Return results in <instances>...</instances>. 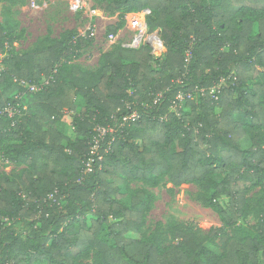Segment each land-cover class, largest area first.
I'll return each mask as SVG.
<instances>
[{
  "label": "trees",
  "instance_id": "obj_1",
  "mask_svg": "<svg viewBox=\"0 0 264 264\" xmlns=\"http://www.w3.org/2000/svg\"><path fill=\"white\" fill-rule=\"evenodd\" d=\"M92 1L110 15L146 13L163 53L118 43L95 71L59 65L90 40L71 32L5 58L0 107L27 110L0 115V154L25 165L0 172V264H77L90 249L100 264H264V198L251 195L264 182V0ZM13 38L0 23V52ZM22 79L49 82L30 92ZM65 109L74 138L58 126ZM165 176L199 185V199L232 229L221 253L207 244L219 228L200 238L172 224V243L129 236L149 207L130 183Z\"/></svg>",
  "mask_w": 264,
  "mask_h": 264
},
{
  "label": "rangeland",
  "instance_id": "obj_2",
  "mask_svg": "<svg viewBox=\"0 0 264 264\" xmlns=\"http://www.w3.org/2000/svg\"><path fill=\"white\" fill-rule=\"evenodd\" d=\"M73 0H0V23L14 38L6 49L0 52V73L5 67V58L12 50L18 54L37 50L45 45L62 41L69 33L90 38L77 51L70 52L61 58L62 63L75 64L85 70H97L101 55L118 43H127L138 29V24L145 19L146 13L118 12L110 15L96 8L92 0H86L82 10L73 11ZM148 25V24H147ZM117 26L116 33L111 31ZM115 38H110V35ZM154 54L155 57L162 55ZM153 55V54H152ZM156 65V63H153ZM47 80V79H45ZM184 98L172 108L178 111L183 107ZM80 106L84 105L82 98H77ZM17 117L26 113V103L18 106ZM75 113L65 109L58 126L69 137L74 138L73 117ZM264 146V144H263ZM25 165H16L4 160L0 154V172L17 175ZM142 189L147 191L149 198L146 202L149 207L145 213V223L139 233H131L132 238H152L160 234L165 243L176 242L169 227L172 224H181L190 227L200 238L210 236L216 228L221 233L212 236L207 244L211 250L221 253L224 243L233 234L232 229L226 227L212 206L199 199L202 189L199 185L189 183L175 185L165 176L157 185L149 182L133 181L130 191ZM251 195L255 198H264V182L258 185ZM129 202V196L123 199ZM250 225L256 223L255 214L248 215ZM77 264H100L98 253L90 249L83 257L77 259Z\"/></svg>",
  "mask_w": 264,
  "mask_h": 264
},
{
  "label": "built area",
  "instance_id": "obj_3",
  "mask_svg": "<svg viewBox=\"0 0 264 264\" xmlns=\"http://www.w3.org/2000/svg\"><path fill=\"white\" fill-rule=\"evenodd\" d=\"M85 3L86 0H73L71 2V9L73 11H80L83 9ZM110 38L114 39L115 35L111 34ZM123 45L135 49L148 45L151 48V53L154 55L162 51L164 44L160 35V31L159 30L150 31L146 20L143 19L138 24V29L135 32V34L131 37V39L127 43H123ZM48 82H49L48 79L44 80L41 84H31L23 79L19 81V83L24 88L28 89L30 92H36L41 90L44 85L48 84ZM179 98L181 101L182 98H184V96L180 95ZM18 106H19V102L6 104L5 106L0 107V115H8L9 117H14L18 114L17 113V110L19 108ZM135 117H137V115L136 113H133L130 117H126L125 119L135 118ZM102 132H104V130H102ZM95 150H96V146L93 147L92 153H94ZM87 166L88 168L91 166V161H89Z\"/></svg>",
  "mask_w": 264,
  "mask_h": 264
}]
</instances>
